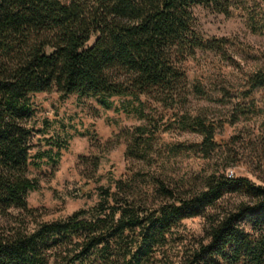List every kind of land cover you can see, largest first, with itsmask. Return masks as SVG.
Wrapping results in <instances>:
<instances>
[{
	"label": "trees",
	"instance_id": "trees-1",
	"mask_svg": "<svg viewBox=\"0 0 264 264\" xmlns=\"http://www.w3.org/2000/svg\"><path fill=\"white\" fill-rule=\"evenodd\" d=\"M198 6L227 16L241 8L234 0H0V264H264V183L227 173L230 163L198 188L151 171L154 142L170 125L201 139L167 145L169 157L211 159L222 146L223 124L180 109L190 96L184 62L197 51L224 56L231 44L199 31ZM245 16L252 32H264V11ZM262 88L264 67L235 89L234 122L264 112L255 97ZM53 91L101 104L144 96L174 116L131 134L126 160L147 171L101 188L91 208L44 221L28 203L37 186L29 176L37 165L31 120L33 96ZM192 92L206 96L200 80ZM228 195L244 200L219 207ZM196 217L206 218L203 238L181 231Z\"/></svg>",
	"mask_w": 264,
	"mask_h": 264
},
{
	"label": "rangeland",
	"instance_id": "rangeland-1",
	"mask_svg": "<svg viewBox=\"0 0 264 264\" xmlns=\"http://www.w3.org/2000/svg\"><path fill=\"white\" fill-rule=\"evenodd\" d=\"M234 1L241 8L230 16L200 6L194 9L198 29L205 37L227 38L231 44L224 56L197 51L184 62L190 96L180 108L181 114L223 124L216 136L222 146L211 159L169 157L164 154L167 145L198 142L201 136L174 124L166 127L154 142L159 159L151 171L172 185L184 178L189 187L198 188L205 176L229 163L232 168L227 173L264 183V112L241 117L237 122L232 117L235 89L242 86L247 75L264 67V32H252L245 15L264 10L260 0ZM195 80L202 82L206 96L192 92ZM255 97L264 111V88ZM33 101L36 113L31 120V153L37 165L30 167L29 176L37 186L30 192L28 203L44 221L65 219L75 211L91 208L99 201L101 188H114L115 181L128 172L147 171L142 161L126 160V149L135 135L131 134L140 126L169 123L174 116L171 110L144 96L111 97L101 104L98 99L77 95L62 98L53 91L35 94ZM243 200L242 196L228 195L219 207L231 208ZM206 225L204 217L191 218L182 222L181 231L203 238Z\"/></svg>",
	"mask_w": 264,
	"mask_h": 264
}]
</instances>
